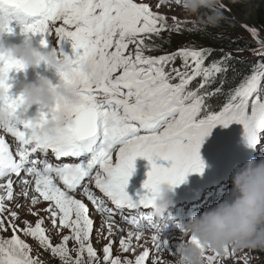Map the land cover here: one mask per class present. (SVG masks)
Listing matches in <instances>:
<instances>
[{"label":"snow or ice","instance_id":"snow-or-ice-1","mask_svg":"<svg viewBox=\"0 0 264 264\" xmlns=\"http://www.w3.org/2000/svg\"><path fill=\"white\" fill-rule=\"evenodd\" d=\"M162 6L161 0H0L9 35L19 26L26 37H42V47L51 37L62 52L64 42L72 41L71 79L80 97L76 105L57 106L66 124L51 138L40 130L52 117L41 111L39 119L23 118L22 97H13L11 85H4L9 95L3 107L16 120L0 128V264H47L43 253L58 264H164V254L176 258L183 240L164 239V224L149 211L160 187L174 188L190 173L203 174L200 149L218 125L240 124L249 147L261 143L264 59L226 88L228 72L239 74L233 53L221 49L218 58L209 59L210 48L165 51L172 34L192 30L176 17L170 26L158 11ZM244 27L257 46L236 51L264 57V36ZM83 62L94 66V77L80 70ZM3 67L25 71L19 61ZM138 158L151 170L144 191L133 199L127 188ZM237 251H205L204 259L206 264L255 259Z\"/></svg>","mask_w":264,"mask_h":264},{"label":"clouds","instance_id":"clouds-1","mask_svg":"<svg viewBox=\"0 0 264 264\" xmlns=\"http://www.w3.org/2000/svg\"><path fill=\"white\" fill-rule=\"evenodd\" d=\"M190 16L197 18L199 25L217 27L226 19L222 0H176ZM8 21L0 16V128L13 124L16 115L3 107L9 90L11 72L3 67L9 61H19L25 71L37 70L41 66L64 73L69 80L54 84L47 76L26 83L22 89V108L29 112L33 107L47 112L50 119L40 130L41 134L55 138L66 124V116L57 111L64 103L76 105L80 102L77 88L72 82L73 60L59 49L45 50L37 47L33 37H26L20 44L5 47L3 41L9 35ZM80 70L89 77L95 76L90 62H83ZM173 189L165 184L152 208L151 215L161 224L166 222V213L173 206ZM183 244L177 252L174 264H206L205 251L222 254L226 247L235 250L264 249V160L249 159L238 166L232 176L230 195L214 207L201 214L191 216L187 224L178 225Z\"/></svg>","mask_w":264,"mask_h":264},{"label":"rangeland","instance_id":"rangeland-1","mask_svg":"<svg viewBox=\"0 0 264 264\" xmlns=\"http://www.w3.org/2000/svg\"><path fill=\"white\" fill-rule=\"evenodd\" d=\"M153 3H155V0H152ZM223 4L227 6L230 11L225 10V17L226 19L235 26L236 34L235 38L240 39L241 41L248 43L252 45V48H255L256 40L250 35V33L245 29L244 25H247L249 27H255L257 28L261 36H264V23H260L259 20L256 19L255 13H256V4L247 1L244 4L237 3L236 0H222ZM161 3L164 5L160 9H158L160 14L167 15L168 17V23L170 26L174 24V21L172 17H176L177 20L180 22V25L183 29H190L189 31H184L183 34H172L170 44L169 46L173 47L174 50L181 47V46H195L193 43V40L190 39L191 36H193V33H195L197 30L201 28L202 25H199L197 22V18L194 16H190L186 12L183 11V9L173 2H169V0H161ZM259 3L264 7V0H259ZM167 39V37H166ZM243 56L246 58V60L252 64L256 63L257 61H260L264 59V57H261L260 55H253L251 51L246 50L243 51ZM177 64H179V61H177ZM23 214V213H22ZM30 221H34L35 217L28 216L27 217ZM34 220H33V219ZM98 223V220H97ZM97 226H99L97 224ZM7 236H11V233H7ZM182 235L175 236L176 241L179 243L178 240H180ZM23 239H26L29 244L33 246V248H36V242L27 238L22 237ZM97 237L94 234V245L96 248H100L101 244L96 243ZM97 245V246H96ZM151 245H149L150 247ZM251 252L252 256L255 257L251 261V264H264V249H245L242 252L237 251V255L243 256L245 253ZM35 254V252H34ZM41 259L47 262V264H58V261L53 260L48 253H43L41 255ZM164 264H174L175 259L171 258L168 254H164L163 256ZM225 264H233L232 260H226Z\"/></svg>","mask_w":264,"mask_h":264},{"label":"trees","instance_id":"trees-1","mask_svg":"<svg viewBox=\"0 0 264 264\" xmlns=\"http://www.w3.org/2000/svg\"><path fill=\"white\" fill-rule=\"evenodd\" d=\"M247 1H251L256 4L257 7L255 17L261 24L264 23V7L259 3V0H236L237 3L241 4H244ZM235 34V26L225 19L217 27L201 26V28L193 33V36L190 37V39L193 40L192 44H194L196 48H210L214 50L213 56L209 59L218 58L221 55V49L233 53L235 60L232 62V65L239 74H234L233 71L228 72L227 76L229 83L225 85L226 88L236 86L244 75L250 74L253 66L252 64H247L244 61L242 54L243 51H236L238 48L251 49L253 46L235 38ZM164 49L168 52L174 50V48L168 44L164 45ZM152 54L159 55L160 53L157 52ZM234 75L235 79H233ZM213 87H215V85H213ZM222 102L223 98H221L219 101H216V103Z\"/></svg>","mask_w":264,"mask_h":264},{"label":"bare ground","instance_id":"bare-ground-1","mask_svg":"<svg viewBox=\"0 0 264 264\" xmlns=\"http://www.w3.org/2000/svg\"><path fill=\"white\" fill-rule=\"evenodd\" d=\"M171 207H172V206H171ZM169 209H170V208H169ZM21 215H23V214H21ZM192 215H194V214H188L189 217H191ZM31 217H32V216H31ZM27 219H28V218H27ZM32 219H33V218H32ZM28 220H29V219H28ZM33 220H34V219H33ZM184 221H185V222H183V224H187V223L190 221V218H185ZM96 246H97V245H96ZM97 249H98V248H97Z\"/></svg>","mask_w":264,"mask_h":264}]
</instances>
